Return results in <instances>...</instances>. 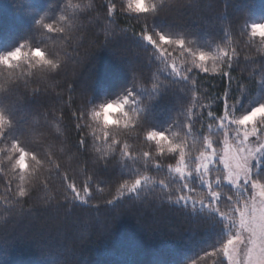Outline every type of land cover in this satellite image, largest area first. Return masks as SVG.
<instances>
[{"label":"snow or ice","instance_id":"obj_1","mask_svg":"<svg viewBox=\"0 0 264 264\" xmlns=\"http://www.w3.org/2000/svg\"><path fill=\"white\" fill-rule=\"evenodd\" d=\"M163 2L103 0L102 5H98L94 0H82L81 7L72 5L69 0L60 9L58 17L47 12L39 19L34 17L33 28L34 33L53 41L59 39L65 45L64 56L53 51L44 40H34L31 47L25 41L0 53V173H3L0 186L11 194V199L0 196V202L10 210L9 215L21 216L40 206L33 204L26 209L25 202L41 190L45 192L41 197L44 206L52 205L57 210L75 205L99 209L100 202L91 203L94 199L93 181L100 182L104 170L115 168L118 179H123L124 175L128 177L119 183L117 195L103 202L116 215H119L117 204L126 194L127 198L139 197L151 181L153 188L158 187L162 200L172 202L193 217L202 216L209 227L217 230L216 242L210 250L186 261V264H200L209 257L220 258L218 262L214 260V264H264V59L253 64V70L260 72L256 84L259 99L250 100L245 105L231 92L233 68L241 55L236 47L229 50L218 46L216 54L211 55L197 50L195 42L187 40L183 34H172L145 22L140 33L134 35L151 50L150 62L155 60L162 65L156 72L163 76V81L159 84L153 82L152 91L141 99L137 92L140 74L133 71L132 87L119 98L96 105L86 87L75 86L87 58L81 57L79 62L73 60L75 67L63 90L68 93V99L62 104L70 109L73 130L79 134L74 149L69 146L67 135L61 133L63 107L42 111L30 101L27 92L23 95L19 92L21 87L29 89L36 79L47 81L51 75L59 73L68 61L69 49L79 55L72 34L80 33L77 40L87 35L90 24L82 23L84 18L88 21L103 19L105 25L115 26L116 18L121 15L134 14L138 21L142 15L155 16ZM99 6L105 9L103 14L99 12ZM69 8L80 15H68ZM46 19L50 22H45ZM100 31L104 32L105 41L116 35L115 31L107 32L103 28ZM240 35L248 36V44L258 39L256 54L264 57V21L245 20ZM25 48L28 52H24ZM174 52L191 59H182L178 64ZM243 59L254 58L244 55ZM24 61L30 62L26 70ZM17 69L22 70L17 72ZM194 73H211L226 80L222 94L210 98L221 105L220 109L212 110L211 103H200ZM173 84L182 85V91L189 90L187 102L191 106L180 105L185 115L182 125H178L180 113H177V120L163 128L152 122L153 109ZM246 87L240 86L242 97ZM48 90L39 86L30 89L33 99H39L41 93ZM63 91L58 95L62 96ZM77 94L82 97V103L73 107L72 100ZM116 108L121 113L120 118L114 120L105 115L109 109ZM93 122L95 128H92ZM42 123L48 125V134L39 129ZM120 125L128 130L123 136L119 131L114 133V127L118 129ZM177 126L182 136L172 131ZM89 128H92L91 144ZM96 129H99V135ZM64 132H67L66 128ZM133 132L137 141L151 142L154 151H143L129 143ZM189 138H193L192 143ZM53 139L64 145L59 151L67 154L68 164L73 160L81 163L84 179L79 187L75 178L70 177L65 163L58 158ZM196 139L199 140L198 146ZM82 157L87 159L81 160ZM44 171L48 176L41 179ZM150 172L164 174V178L154 180ZM53 176H58L61 181L59 198L48 192ZM173 238H181L178 229L174 230ZM6 256V249L0 251V257ZM50 264L60 262L50 261ZM71 264L76 262L73 260Z\"/></svg>","mask_w":264,"mask_h":264},{"label":"trees","instance_id":"obj_2","mask_svg":"<svg viewBox=\"0 0 264 264\" xmlns=\"http://www.w3.org/2000/svg\"><path fill=\"white\" fill-rule=\"evenodd\" d=\"M70 2L74 6H83L82 0ZM94 2L102 5L103 0ZM156 2L159 3V0ZM67 3L69 0H0V53L25 41L31 47L34 40H44L53 51L64 56L65 45L59 39L53 41L40 33H34L33 28L34 17L39 19L45 12L58 17L61 14L60 9ZM98 10L101 14L105 11L102 6H99ZM67 14L80 15L72 8L68 9ZM245 20L264 21V0H164L155 16L142 15L138 21L134 14L121 15L116 18L115 26L105 25L103 19L88 21L84 18L82 23L90 24L87 35L82 40H77L80 33L72 34L78 45L79 55H74L69 49L68 61L59 73L51 75L47 81L36 79L29 89L21 87L19 92L21 95L27 92L30 101L42 111L63 107L61 133L67 135L68 144L74 149L79 134L73 130L74 121L71 119L70 109L62 104V101L68 99V93L63 90L75 67L73 60L79 62L81 57L87 58L75 86L86 87L94 104L116 99L132 87L133 71L140 74L137 81L140 87L137 92L141 99L147 97L152 91L151 84L163 81V76L156 72L157 67L162 65L155 60L150 62L151 50L137 38L143 24L147 22L157 29L172 34H183L187 40L195 42L197 50L211 55L216 54L218 46L228 47L229 50L236 47L241 55L233 68L231 92L235 99H242L247 105L250 100L259 99L256 84L260 72L258 69L253 70V64L259 63L264 57L256 54L258 39L255 43L248 44V36L240 35ZM45 22L50 21L46 19ZM102 28L107 32L115 31L116 35L105 41L104 32L100 31ZM43 31L47 32L46 29ZM24 52H28V48H25ZM244 55L254 59L245 61ZM173 56L178 64L182 59H191L178 52H174ZM29 63L24 61L25 70ZM21 70L17 69V72ZM250 72L252 76H249ZM192 75L197 82L200 103H211L212 110L220 109L221 105L210 98L222 94L226 80L211 73ZM241 85H247L243 97ZM36 86L42 89L47 87L49 90L47 93L42 92L39 99H33L30 89ZM182 87L179 84L171 85L169 92L153 109V123L167 128L173 120H177V113H180L178 125L183 124L185 115L180 105H191L187 102L189 90L185 88L182 91ZM62 91L63 95H58ZM80 103L82 97L77 94L72 100V105L75 107ZM196 110L199 111L198 108ZM38 127L46 134L50 132L47 124L42 123ZM92 128H95L94 122ZM92 128L88 129L90 144ZM117 131L123 136L128 130L120 125L118 129L114 127V133ZM172 131L183 135L179 126L173 127ZM96 134H100L99 129H96ZM135 135V132L130 134L129 143L135 144L143 151H154V148L150 147L151 142L141 143L135 139ZM52 142L55 143L58 158L65 163L70 177L75 178L79 187L84 179L81 163L73 160L68 164L67 154L59 151L64 145L54 139ZM189 142L192 143L193 138H189ZM195 143L198 146L199 140L196 139ZM195 150L192 149L193 152ZM84 159L87 157L81 158ZM149 174L154 180L164 178V174ZM46 176L48 173L44 171L40 178L44 179ZM123 179L128 177L124 175ZM123 179H118L117 169L110 168L104 170V177L100 182L93 181L94 199L91 203L100 202L99 209L75 205L62 206L57 210L52 205L44 206L41 197L45 196V192L41 190L33 193L31 199L25 202L26 209L33 204L40 206L25 211L21 216L9 215L10 210L0 202V251H7L6 257H0V264H50V261L71 264L73 260L76 264H186V261L202 255L215 244V228L209 227L202 216L193 217L172 202L162 200L158 187L153 188L151 181L139 197L127 198L126 194L117 204L119 215H116L112 208L105 206L103 202L117 195L116 188ZM50 184L48 192L59 198L62 191L60 178L53 176ZM0 196L11 199V194L5 192L2 186ZM175 229L179 230L180 239L173 238ZM81 240L84 242L81 243ZM219 259L209 257L201 260L200 264H214V260L218 262Z\"/></svg>","mask_w":264,"mask_h":264},{"label":"clouds","instance_id":"obj_3","mask_svg":"<svg viewBox=\"0 0 264 264\" xmlns=\"http://www.w3.org/2000/svg\"><path fill=\"white\" fill-rule=\"evenodd\" d=\"M53 59H55L54 57H52ZM123 95V94H122ZM121 96V95H120ZM119 98V97H118ZM117 99V98H116ZM115 100V99H113ZM106 116H111L112 118L113 117H118L120 118L121 117V113L119 111L118 108H116L115 110L113 109H109L106 113H105ZM115 120V119H114Z\"/></svg>","mask_w":264,"mask_h":264}]
</instances>
